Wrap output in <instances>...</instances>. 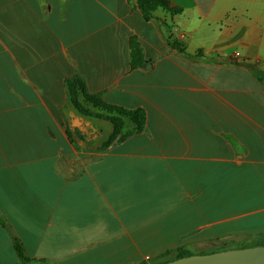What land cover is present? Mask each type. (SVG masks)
<instances>
[{
  "label": "crops",
  "instance_id": "1",
  "mask_svg": "<svg viewBox=\"0 0 264 264\" xmlns=\"http://www.w3.org/2000/svg\"><path fill=\"white\" fill-rule=\"evenodd\" d=\"M166 4L145 20L136 0H0V264L264 236V0ZM73 80L143 129L123 116L106 146L121 116L78 112Z\"/></svg>",
  "mask_w": 264,
  "mask_h": 264
},
{
  "label": "trees",
  "instance_id": "2",
  "mask_svg": "<svg viewBox=\"0 0 264 264\" xmlns=\"http://www.w3.org/2000/svg\"><path fill=\"white\" fill-rule=\"evenodd\" d=\"M136 1H137L138 7H139V9H140L145 20H149V19L153 18L152 13L158 7H161L162 9H164L165 11H167L171 14L177 13L176 11L171 10L167 6V4H166L167 0H136ZM170 46L174 49L179 50L181 53L184 52L183 49L178 44H171ZM199 56H201V53L198 54V57ZM193 58H197V57L195 56ZM253 75L258 79V81L264 83V71L259 72V71L254 70ZM69 91H70L69 92L70 93V99H71L73 107L83 115H91V114H90V112H88V110L84 109V107H82V105H80L79 97L82 98V101H84L86 103L87 102L91 103L93 107L103 108L107 112H116L121 117H123V116L128 117L133 122V124L135 125V131L136 132L141 131L145 125L146 118H145V114L142 110L138 109V110H133V111H126L123 109H115L112 107H108L107 105H105V103L103 101H101L98 98L97 95H88L85 92L84 87L76 80L69 82ZM109 120L113 124V132H112V135L110 136L109 140L105 143L106 146L111 144L112 141L118 135H120V131L123 127V124L119 118L111 117V118H109ZM122 136L120 135L119 138H122ZM15 242H16V240H14V243ZM249 247H252V246H245L244 244H242L237 249H244V248H249ZM186 248L187 247L182 246V247L176 248L174 250L167 251V252L161 254L160 256H158L154 259L148 260L146 262H142L140 264H165V263H168V262H171V261L183 258V257L191 256L192 254H190V252ZM15 249L18 253V256L21 257V247L17 242L15 243ZM221 251H224L222 249V247H217V248L215 247V248H213V250L207 252L206 254L221 252ZM200 254H203V253H200Z\"/></svg>",
  "mask_w": 264,
  "mask_h": 264
},
{
  "label": "water",
  "instance_id": "3",
  "mask_svg": "<svg viewBox=\"0 0 264 264\" xmlns=\"http://www.w3.org/2000/svg\"><path fill=\"white\" fill-rule=\"evenodd\" d=\"M165 264H264V246L191 255Z\"/></svg>",
  "mask_w": 264,
  "mask_h": 264
},
{
  "label": "rangeland",
  "instance_id": "4",
  "mask_svg": "<svg viewBox=\"0 0 264 264\" xmlns=\"http://www.w3.org/2000/svg\"><path fill=\"white\" fill-rule=\"evenodd\" d=\"M83 104H85V102ZM86 104L92 105L91 103H88V102ZM80 105H82V104H80ZM94 110L98 111L100 113L102 112L104 114L107 112L103 108L94 107ZM120 120H121L122 124H124L123 117H120ZM217 214H218V212H217ZM254 226L257 228L264 227V222H261L259 224H254ZM223 231H228V228H225ZM205 234H206L205 232L202 233V235H205ZM221 241L217 240L216 243H214L213 245H216L215 247H222V249L224 251L225 250H228V251L229 250H237V248L242 244H244L245 246H252V247L264 246V236L263 237H251L248 239H232V240L231 239H223L224 242H221ZM221 245H223V246H221ZM215 247L210 248V244H205L202 241L201 243L192 244L191 246L187 247L186 249L192 255H204L207 252L213 250V248H215ZM200 253H203V254H200Z\"/></svg>",
  "mask_w": 264,
  "mask_h": 264
}]
</instances>
